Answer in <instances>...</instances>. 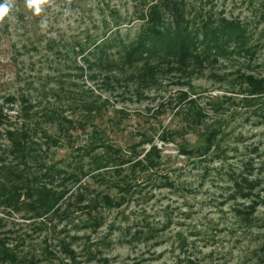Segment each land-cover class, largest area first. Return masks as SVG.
I'll return each instance as SVG.
<instances>
[{
  "label": "rangeland",
  "instance_id": "rangeland-1",
  "mask_svg": "<svg viewBox=\"0 0 264 264\" xmlns=\"http://www.w3.org/2000/svg\"><path fill=\"white\" fill-rule=\"evenodd\" d=\"M187 2L241 23L244 44L184 73L170 64L146 87L117 70L148 29L139 0H51L39 14L15 0L0 22L1 164L28 168L71 212L29 217L0 201L16 264H264V0ZM21 131L34 161L11 152ZM149 152L155 165L132 173ZM99 154L115 159L94 168Z\"/></svg>",
  "mask_w": 264,
  "mask_h": 264
},
{
  "label": "trees",
  "instance_id": "trees-1",
  "mask_svg": "<svg viewBox=\"0 0 264 264\" xmlns=\"http://www.w3.org/2000/svg\"><path fill=\"white\" fill-rule=\"evenodd\" d=\"M139 3H141L143 8L147 9L146 13L142 14L140 12V15L148 22V29L142 30V34L129 46H124L125 55L119 57L124 64L117 66L118 69L116 68L119 71L118 73L121 76L123 75L122 80L127 86H130L129 84L134 82V80H137L141 87H146L148 84L156 85L158 76H161L168 70V65L170 64H174V68L172 67L171 69L180 70L184 73L192 66L203 65L211 55H214L216 58L225 53L227 43L230 41L239 42L238 45L244 44L245 34L243 31L245 29L241 23L225 19L218 23L214 22V15L210 10H205L203 6L197 8L190 5L187 0H139ZM200 4L202 5L203 2L200 1ZM189 6L191 7L190 11L188 10ZM113 11L110 13L113 16L117 15L115 10ZM190 12H194V14ZM168 15L171 17L170 21H166ZM116 19L117 16H114V20ZM104 24L105 26L108 25L107 20L104 21ZM234 32L235 35H233ZM107 39L103 40L102 45L98 46L97 54L98 56L101 55V59L103 53L106 54V51L115 47V40L106 42ZM243 49L245 53L248 52L247 47H243ZM135 65H139V68ZM125 67L126 69L128 67L133 68L130 72L124 71ZM102 70L107 72L104 69ZM105 76V81H109L112 74L109 71ZM261 85L257 87H261ZM133 87L135 90H140L139 86ZM255 90L258 91V88ZM192 101H190V104L195 105ZM18 133H20L17 134L18 136H12L14 150L11 152L21 159L32 158L29 152L24 154L23 151L25 141H27L26 132L21 131ZM102 142H105L103 138ZM150 156L151 152L147 153L144 159L134 162L131 166V172H136L135 164L138 165L139 171L140 169H146L148 162L155 165L153 158H150ZM105 157L100 154L94 156L91 159L92 166L94 168H103L107 166H105V163L115 159V157L108 156V160H105ZM28 171L30 172L28 168L19 170V168L14 167L12 169L10 166L0 165L1 203H4L3 205L6 207L18 211L26 208L33 212L29 217H43L51 214L54 217L69 218V213H71L69 212V208H66L65 211H63V208L55 209L59 198L44 186H39L35 182L32 185L30 181H32L33 177L26 176V172ZM10 177L12 179L8 180ZM74 178L79 179L78 176ZM125 178L127 179L125 186L130 187L133 176H125ZM103 199L106 201L107 197ZM91 203H87L86 206L82 207L86 209L87 216L92 214V211L96 209V205ZM91 224L96 226L98 224V217H93ZM149 233L148 235H151ZM141 234V231H138L135 237L139 238ZM62 246L64 247V244ZM67 252L69 257L74 261L75 256L73 251L67 248ZM6 259L11 264H16L19 261L12 250L4 249V241L0 239V263H7Z\"/></svg>",
  "mask_w": 264,
  "mask_h": 264
},
{
  "label": "clouds",
  "instance_id": "clouds-1",
  "mask_svg": "<svg viewBox=\"0 0 264 264\" xmlns=\"http://www.w3.org/2000/svg\"><path fill=\"white\" fill-rule=\"evenodd\" d=\"M51 0H25V5L28 9L34 10L36 14L41 13L42 6L49 4ZM15 0H3L0 3V22H3L5 17L9 14L10 10L14 7ZM42 27H47V23L44 22Z\"/></svg>",
  "mask_w": 264,
  "mask_h": 264
}]
</instances>
